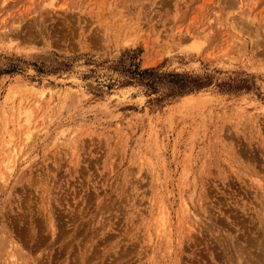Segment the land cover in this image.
<instances>
[{"label":"rangeland","instance_id":"1","mask_svg":"<svg viewBox=\"0 0 264 264\" xmlns=\"http://www.w3.org/2000/svg\"><path fill=\"white\" fill-rule=\"evenodd\" d=\"M0 177V264H264V0H0Z\"/></svg>","mask_w":264,"mask_h":264},{"label":"trees","instance_id":"2","mask_svg":"<svg viewBox=\"0 0 264 264\" xmlns=\"http://www.w3.org/2000/svg\"><path fill=\"white\" fill-rule=\"evenodd\" d=\"M133 65L124 73L127 77L128 83H138L146 87L149 91H156L157 87L162 83L164 76L169 77V92L171 94H189L203 88L204 84H201L196 79L186 78L177 74L161 75L154 72L153 69L139 70L137 66Z\"/></svg>","mask_w":264,"mask_h":264},{"label":"bare ground","instance_id":"3","mask_svg":"<svg viewBox=\"0 0 264 264\" xmlns=\"http://www.w3.org/2000/svg\"><path fill=\"white\" fill-rule=\"evenodd\" d=\"M25 116H26V118H27V123L28 124H30V122H29V117H30V111L29 110H27V111H25ZM16 150V149H15ZM14 151V150H13ZM0 180H1V177H0ZM157 219H158V231L159 232H164V231H166V229H167V225H166V213H165V211H160V213L158 214V217H157Z\"/></svg>","mask_w":264,"mask_h":264}]
</instances>
